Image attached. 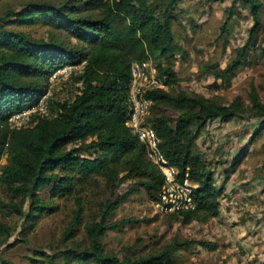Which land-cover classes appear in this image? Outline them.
Instances as JSON below:
<instances>
[{"label": "trees", "instance_id": "obj_1", "mask_svg": "<svg viewBox=\"0 0 264 264\" xmlns=\"http://www.w3.org/2000/svg\"><path fill=\"white\" fill-rule=\"evenodd\" d=\"M158 1L88 0L84 7L33 3L11 16L0 17V189L8 199L0 200V212L23 219L22 233L27 234L35 230L40 219L59 210L43 201L40 193L48 191L50 200L73 198L76 208L64 237L75 239L83 228L90 248L67 253L68 264L70 256H75L79 264H172L173 248L136 263L104 254L100 241L104 234L131 223L125 220L107 225L126 196L105 204L99 222L84 220L81 192L99 177L113 194L132 179L135 186L148 192L154 204L160 201L164 176L149 162L145 145L127 126L128 92L132 65L136 62L152 61L157 77L168 88L147 93L154 106L145 124L156 131L162 151L179 177L188 176L198 186L194 191L196 209L168 216H182L183 222L190 223L196 219L207 221L221 213V191L214 186V173L201 160L196 140L210 120L240 117L242 106L239 99L227 107L184 91L170 92L172 86L180 83L176 58L182 47L172 30L174 6L179 0H171L167 6ZM237 3L250 12L254 24L247 42L226 68H209L215 81L226 87L247 65L262 27V4L256 0H235L233 7ZM85 11L98 12L99 17L80 16ZM232 13L230 8L229 17ZM39 24L65 30L76 45L70 48L55 38L49 42L35 41L5 27L30 28ZM261 54L264 55V49ZM67 66L82 67L76 76L80 88L74 98H48L47 114L34 113L25 127H13L10 119L36 108L50 91V79ZM251 100L264 117L255 91ZM165 108L179 116H166ZM92 151H96L94 158L84 156ZM4 159L7 163L2 165ZM0 230L7 239L12 236L1 222ZM50 264L56 262L51 260Z\"/></svg>", "mask_w": 264, "mask_h": 264}, {"label": "rangeland", "instance_id": "obj_2", "mask_svg": "<svg viewBox=\"0 0 264 264\" xmlns=\"http://www.w3.org/2000/svg\"><path fill=\"white\" fill-rule=\"evenodd\" d=\"M86 1L0 0V17L11 16L33 3L82 7ZM155 1L149 0V3ZM256 1L262 4V27L255 51L230 87L216 82L209 68L216 65L219 69L226 68L236 51L245 45L254 24L250 12L239 3L233 7L235 0H179L174 6L172 30L182 53L176 58L180 83L172 86L170 92L184 91L227 107L239 99L242 106L240 117L230 121L210 120L196 140L201 160L214 173V186L221 191L220 215L207 221L196 219L185 223L182 216L173 217L157 211L148 192L140 185L135 186L134 180L128 179L113 194L102 178H96L81 192L85 223L99 222L103 206L124 196L125 200L109 217L107 225L131 221L104 234L100 241L105 255L136 263L173 248L172 264H264V117L251 100L255 91L264 108V55L261 54L264 49V0ZM158 2L166 6L171 4V0ZM230 8H233L231 17ZM81 15L99 17L98 12L85 11ZM5 27L35 41L49 42L55 38L67 47L76 45L63 29L41 24L30 28ZM81 70L82 67L67 66L56 72L50 79L47 99H73L80 88L76 76ZM164 112L171 118L179 116L170 108H165ZM95 152L84 153V156L94 158ZM6 163L4 159L1 164ZM40 197L59 210L54 215L44 216L35 230L27 234L22 233L23 219L0 212V222L12 233L7 239L0 230V264H50L51 260L56 264H68L67 253L90 248L83 228L75 239L64 237L76 208L73 198L50 200L48 191L40 193ZM0 200L8 201L2 189ZM28 206L26 203L25 210ZM4 239L6 243L2 242ZM70 258V264H79L75 256Z\"/></svg>", "mask_w": 264, "mask_h": 264}, {"label": "built area", "instance_id": "obj_3", "mask_svg": "<svg viewBox=\"0 0 264 264\" xmlns=\"http://www.w3.org/2000/svg\"><path fill=\"white\" fill-rule=\"evenodd\" d=\"M154 90H168V88L157 77L153 62L134 63L132 65V82L128 92L130 113L127 126L145 145L149 162L156 166L164 176L160 201L155 203L156 210L163 215L194 211L196 209L194 191L198 186L188 176L184 179L179 177L178 170L172 166L163 153L161 139L156 131L145 124L154 106L153 100L147 97V93ZM34 113H48L47 96L40 100L34 110L20 112L14 115L10 122L15 128H23L30 122Z\"/></svg>", "mask_w": 264, "mask_h": 264}]
</instances>
